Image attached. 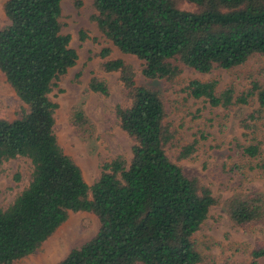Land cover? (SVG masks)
Returning <instances> with one entry per match:
<instances>
[{
  "label": "trees",
  "instance_id": "trees-1",
  "mask_svg": "<svg viewBox=\"0 0 264 264\" xmlns=\"http://www.w3.org/2000/svg\"><path fill=\"white\" fill-rule=\"evenodd\" d=\"M62 2L7 0L4 5L10 24L0 29V71L28 108L14 120L0 118V168L25 157L33 171L15 201L0 207V264L35 253L69 212L94 213L100 228L56 264H202L195 235L216 199L169 158L166 146L173 132L163 93L137 84L125 60L108 59L103 67L120 73L127 92L129 104L117 106L116 115L133 140L131 160L118 155L105 162L90 186L60 145L54 131L58 104L50 94L78 60L70 35L63 33ZM182 2L196 9H183ZM94 7L102 34L121 53L140 60L143 76L153 83L175 81L181 64L207 74L264 55V0H94ZM110 53V48L102 52ZM218 85L216 79H196L185 89L225 109L256 99L259 108L241 120L245 130L256 128L264 112V86L253 81L238 93L233 85L219 92ZM89 87L108 93L97 78ZM73 114L72 126L92 137L94 123L85 112L77 108ZM196 143L184 146L181 158L190 157ZM242 150L249 158L262 153L259 142ZM228 212L238 225L264 224V196H234ZM226 264H264V246L254 248L248 262Z\"/></svg>",
  "mask_w": 264,
  "mask_h": 264
},
{
  "label": "rangeland",
  "instance_id": "rangeland-1",
  "mask_svg": "<svg viewBox=\"0 0 264 264\" xmlns=\"http://www.w3.org/2000/svg\"><path fill=\"white\" fill-rule=\"evenodd\" d=\"M0 0V29L8 26L4 5ZM183 9L196 6L182 2ZM94 0H63V33L71 37L70 46L78 53L76 65L69 69L50 94L58 104L54 131L65 153L80 167L85 181L92 186L100 177L102 166L118 155L132 158L133 140L119 125L116 109L129 104L119 72L105 71L108 59L122 58L135 71L139 85L156 86L168 108L167 123L173 132L166 146L169 158L182 167L185 174L197 178L211 189L216 203L195 235L202 264L248 262L254 248L264 246V224L238 225L228 212V202L237 195L255 193L264 196V112L254 122L256 128L245 130L242 119L259 108L254 99L250 105H233L227 109L212 107L203 98L191 97L186 87L192 80L219 82L218 91L233 85L238 93L251 87L253 81L264 86V55L257 54L244 65L233 69L215 68L200 73L181 64L182 73L173 82H151L142 74L143 63L135 56L121 53L99 30L94 20ZM84 36V38H83ZM110 48L109 56H103ZM97 78L106 83L108 93L90 89ZM27 105L16 94L0 71V118H19ZM81 108L94 123L92 137L80 134L71 124V115ZM74 115V114H73ZM197 141L190 157L181 158L184 146ZM260 143L258 158L244 155L242 147ZM33 165L25 157L5 162L0 168V207L6 208L28 185ZM19 176V179L17 178ZM100 221L92 212H69L68 219L35 253L14 264H56L73 249L90 241L98 232ZM142 264V263H136Z\"/></svg>",
  "mask_w": 264,
  "mask_h": 264
}]
</instances>
